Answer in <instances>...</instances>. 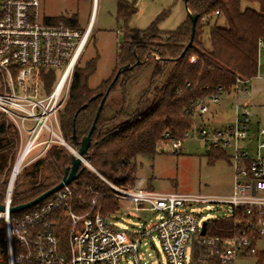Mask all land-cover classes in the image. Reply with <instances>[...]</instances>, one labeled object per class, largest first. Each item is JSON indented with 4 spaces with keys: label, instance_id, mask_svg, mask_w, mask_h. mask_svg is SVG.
<instances>
[{
    "label": "built area",
    "instance_id": "obj_1",
    "mask_svg": "<svg viewBox=\"0 0 264 264\" xmlns=\"http://www.w3.org/2000/svg\"><path fill=\"white\" fill-rule=\"evenodd\" d=\"M48 19L41 12L40 0H0V112L18 132L14 166L19 157L22 165L35 147H40L41 153L32 160L40 157L52 143L76 152L61 135L58 112L68 96L73 68L91 30L89 25L80 30ZM209 19L202 17L204 22ZM262 44L264 40H259L258 46ZM59 67L62 70L58 76L55 73L51 89L41 94L42 71L55 72ZM246 83L236 78L229 93L235 100L230 123L214 130L205 123L193 128L197 136L209 141L211 148L229 150L233 184L228 195L120 187L99 175L86 158L82 159V164L94 170L119 203L129 202L137 211L149 210L157 215L154 224H139L134 232H127L116 228L99 209L76 212L71 183L39 206L18 212L21 215L10 213L13 180H8L0 202L4 206L0 211V264H123V260L125 264H232L239 256L257 254L256 243L264 239V128L250 132L247 103L239 102V94L247 93ZM220 99L218 94L200 99L195 114L208 113V103L218 104ZM247 138H254L253 154L240 144ZM170 146L178 153L181 139L172 140ZM211 204L227 206L222 215L232 221L227 235L209 234L208 219L203 220V212L194 209ZM60 230L65 233L63 241ZM147 237L159 244L164 262L157 259L148 263L140 257V243Z\"/></svg>",
    "mask_w": 264,
    "mask_h": 264
},
{
    "label": "trees",
    "instance_id": "obj_2",
    "mask_svg": "<svg viewBox=\"0 0 264 264\" xmlns=\"http://www.w3.org/2000/svg\"><path fill=\"white\" fill-rule=\"evenodd\" d=\"M187 8L197 13L198 19L191 44L186 49L191 27L187 16L175 30L161 31L155 21L143 30L133 31L141 41L130 40L127 34L115 70L95 88L87 83L94 70L93 63L89 62L84 68L75 65L73 69L68 96L58 112L61 135L77 150L109 87L91 133L86 158L99 175L117 186H134L137 157L152 158L161 144L184 137L194 124L200 99L229 94L236 78L248 81L256 75L258 42L264 40V0H187ZM135 11L133 5L118 0L117 19L127 21ZM204 16L222 18L224 23H214L208 28L207 46L203 42L208 25L207 21H202ZM48 20L77 28L75 15ZM121 67L127 68L111 85ZM145 70H148L147 83L130 108L126 86ZM41 75L44 90L49 91L55 72L42 71ZM18 140L14 125L0 112V202L16 159ZM212 150V156L224 155L220 149ZM71 155L65 146L52 143L40 157L22 166L13 180L12 205L28 202L55 186L69 166ZM71 186L73 209L78 213L99 209L111 220L120 207L119 201L110 194V188L87 167L79 172ZM231 223L230 217L217 216L208 219L207 231L224 236L229 233ZM59 235L65 240L62 230ZM257 257V264L264 263V251L258 252Z\"/></svg>",
    "mask_w": 264,
    "mask_h": 264
},
{
    "label": "rangeland",
    "instance_id": "obj_3",
    "mask_svg": "<svg viewBox=\"0 0 264 264\" xmlns=\"http://www.w3.org/2000/svg\"><path fill=\"white\" fill-rule=\"evenodd\" d=\"M124 1L133 5L136 10L127 21L117 19L118 0H97L95 4L90 26L91 34L76 64L77 67L84 68L89 62L93 63V73L87 79L90 88L97 87L112 75L127 34H129L130 40L141 41L139 37L132 34L133 31L143 30L155 21L157 28L161 31L175 30L187 16L184 0ZM253 6L256 7V5ZM40 9L41 12L56 15V17L63 19L75 15L78 21L77 28L79 26L78 29L84 30L91 14L92 0H40ZM207 22L208 25L204 29L203 36V42L206 46L209 45L208 28L214 23L222 25L223 20L222 18H212ZM61 70L62 67L55 69L57 76ZM147 71H143L137 79L129 82L126 86V100L130 108L134 107L137 97L147 83ZM245 87L247 93L239 94V102H249L247 106L251 123L258 121L260 127L264 128V44L258 48L256 75L247 81ZM39 89L41 94L47 92L44 90L43 83L39 85ZM232 96V93L229 95L221 94L218 105L209 103L208 108L213 112L212 116L210 113L204 115L196 113L192 130L190 129L187 137L181 139L178 153L169 143H163L156 149L152 158L137 157L132 188L207 196L228 193L233 184V168L228 159L229 150L220 149L224 155L212 156L213 150L209 141L197 136L193 132V128L205 123L211 130H214L230 123L235 102ZM240 144L250 154L254 153V140L247 138L245 142ZM40 149V147H35L24 159L21 167L39 155ZM126 204L128 205L125 207L120 206L116 215L111 219L116 228L134 232L139 224L150 226L157 221V215L152 211H137L131 203L126 202ZM226 208V205L211 204L207 208L205 205H201L194 209L196 211L201 210L204 214L203 220H207L226 214ZM206 213L208 215H205ZM17 215H21V213H17ZM256 247L259 253L264 251V239L259 240ZM189 251L188 246L187 255ZM139 255L148 263L157 259L162 262L165 261L159 244L155 239L151 240L148 237L141 241ZM257 258V254L239 256L232 264H257ZM123 264H125L124 260Z\"/></svg>",
    "mask_w": 264,
    "mask_h": 264
},
{
    "label": "water",
    "instance_id": "obj_4",
    "mask_svg": "<svg viewBox=\"0 0 264 264\" xmlns=\"http://www.w3.org/2000/svg\"><path fill=\"white\" fill-rule=\"evenodd\" d=\"M184 8L186 10V15L189 18L190 25H191V27H190V39H189L188 43L186 44V47H185V49H186L191 44L192 37L194 34L195 24H196V21L198 19V14L192 13L188 10L187 0H184ZM126 68L127 67H121L117 70L113 80L111 81V85L115 82L118 75L121 72H123L124 70H126ZM108 91H109V87L100 100L97 111L95 113L94 120L92 122V125H91L88 133L84 137H82V139L80 140L79 146H78V149L76 150V152L72 153L71 158H70V164H69V166H67L64 169L63 176L60 179V181L55 186H53L50 189L46 190L45 192L41 193L40 195H38L34 199H32L28 202H25V203H21V204L15 205V206H11L9 209L10 213H18V212L24 211L25 209H28L30 207L35 206L36 204H38L42 200L46 199L48 196H50L52 193H54L55 191H57L58 189H60L64 185H68L75 180V178L77 177L79 172L85 167V165H82V167L80 168V166L82 164V159L86 158V156H87V151H88V148L90 145L91 133H92V130L94 128L96 119L98 118V116L100 114L101 108H102L103 103L105 101V98L108 94ZM72 139H73V142H75L74 135H73ZM13 178H14V164H13L11 174L9 177V182H11L13 180ZM3 210H4V206L0 203V211H3ZM204 230H205V222H202L201 234L204 233Z\"/></svg>",
    "mask_w": 264,
    "mask_h": 264
},
{
    "label": "crops",
    "instance_id": "obj_5",
    "mask_svg": "<svg viewBox=\"0 0 264 264\" xmlns=\"http://www.w3.org/2000/svg\"><path fill=\"white\" fill-rule=\"evenodd\" d=\"M97 3V0H92V9H91V14H90V17H89V20H88V22H87V26L89 25V26H91V22H92V19H93V14H94V9H95V4ZM42 13H43V15L45 16V17H48V18H52V17H56V15H50V14H47V13H45V12H43L42 11ZM77 23H78V21H77ZM78 28H80L79 26H78ZM90 34H91V32H90ZM229 95V94H228ZM221 100V99H220ZM220 103V102H219ZM218 103V104H219ZM247 104L249 103L248 101L246 102ZM209 104V103H208ZM218 104H216V105H218ZM214 105V104H213ZM208 113H210V115L212 116L213 115V112L212 111H210V109H209V111H208ZM260 127V124L258 123V121H256V122H253V123H251V119H250V132H251V134H254L256 131H257V129ZM254 139V138H253ZM252 139V140H253ZM248 143V142H247ZM231 190H232V187L230 188V190H229V192L228 193H225V194H221V195H218V196H223V195H228L230 192H231ZM124 203V204H123ZM123 203H119V206H121V207H125V206H127L128 204H126L125 202H123ZM117 213V212H116ZM116 215V214H115ZM257 248V247H256Z\"/></svg>",
    "mask_w": 264,
    "mask_h": 264
},
{
    "label": "bare ground",
    "instance_id": "obj_6",
    "mask_svg": "<svg viewBox=\"0 0 264 264\" xmlns=\"http://www.w3.org/2000/svg\"><path fill=\"white\" fill-rule=\"evenodd\" d=\"M21 162H22V157H19L15 163V166H14V175H16L17 171L19 170ZM13 180H14V178H13Z\"/></svg>",
    "mask_w": 264,
    "mask_h": 264
}]
</instances>
